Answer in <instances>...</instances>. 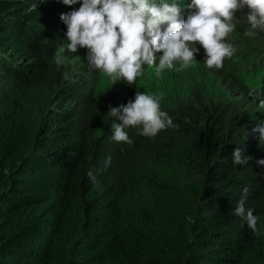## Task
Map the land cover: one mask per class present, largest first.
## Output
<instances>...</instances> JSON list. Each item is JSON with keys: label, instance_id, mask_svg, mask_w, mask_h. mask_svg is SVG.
<instances>
[{"label": "trees", "instance_id": "1", "mask_svg": "<svg viewBox=\"0 0 264 264\" xmlns=\"http://www.w3.org/2000/svg\"><path fill=\"white\" fill-rule=\"evenodd\" d=\"M52 5L28 11L27 2L0 0V80L63 99L54 136L67 139L24 155L14 116L7 106L1 113L2 264H264V166L256 163L264 148L249 151L242 114L192 91L175 107L160 105L178 127L146 137L128 126L133 143L114 141L107 112L132 99L131 88L114 85L95 102V77L70 83L52 65L67 41L60 16L68 7ZM233 23L229 35L254 39L245 20ZM238 55L224 68L244 89ZM237 147L252 157L247 165L233 164ZM245 186L246 207L259 217L255 231L233 214Z\"/></svg>", "mask_w": 264, "mask_h": 264}, {"label": "clouds", "instance_id": "2", "mask_svg": "<svg viewBox=\"0 0 264 264\" xmlns=\"http://www.w3.org/2000/svg\"><path fill=\"white\" fill-rule=\"evenodd\" d=\"M63 2L73 6L71 11L60 16L66 26L64 38L69 41L66 50L76 53L78 47L87 49L89 67L101 70L114 83L123 80L127 85L137 84L145 65L154 67L158 78L177 63L180 70L188 69L196 60L199 49L192 45L197 43L205 51V66L209 69L222 68L226 61L239 54L243 74L260 75L264 71V42L241 44L236 48L225 42L236 28L233 20L237 11L245 7L251 28L264 29V0H190L183 5L191 10L184 18L181 16L182 5L177 0H82L78 9L74 7L76 0ZM246 35L253 33L249 31ZM159 52L162 55L157 64ZM57 63H61L60 57H57ZM241 82L243 84L244 79ZM251 90L250 95L258 100V108L264 111V100L259 99L264 92ZM161 98L162 94H147L137 87L134 100L129 99L118 107L110 106L107 113L112 119V139L131 145L133 141L125 131L128 126L142 125L141 135L146 137H153L167 127H178L168 113L161 110ZM252 131L259 133V144L264 146V122L258 123ZM251 159L243 147L232 152L234 165H247ZM256 163L264 166V158L257 159ZM110 164L109 156L104 167ZM87 175L95 181L93 170ZM248 194L249 188L245 186L233 214L255 231L259 217L254 215V208L246 207Z\"/></svg>", "mask_w": 264, "mask_h": 264}, {"label": "rangeland", "instance_id": "3", "mask_svg": "<svg viewBox=\"0 0 264 264\" xmlns=\"http://www.w3.org/2000/svg\"><path fill=\"white\" fill-rule=\"evenodd\" d=\"M19 1L21 3L27 2L28 6H26V10L28 11L32 10L34 6H42V8L53 7L52 4L54 2V0ZM81 4L82 0H76L74 7L78 9ZM72 8L73 6L68 5L67 10L64 12L71 11ZM243 12H247L246 7L244 10H238L234 19L238 20L242 18L245 20L246 23H244L245 26L243 29L246 32L251 31L253 34H256L254 39L241 41V37H232V35H229L225 42L232 44L235 48L246 43H263L264 29H252L247 18L244 17L245 13ZM68 43L69 41H66L63 47L56 53L52 60V65L65 69V76L71 78H66L70 83L85 81L87 76L90 79L95 77V102L105 97L114 85H116V89L124 86L123 84L127 85L123 80L114 83L111 78L107 77L101 70H93L90 68L86 60L87 49L78 47L76 53H68V50H66ZM192 47L198 48L199 51L196 53V60H194L193 65L188 69L180 70V65L177 63L172 70L166 69L162 73V78H158L155 75L154 67L150 68L145 65L144 74L137 78V84L129 85L131 88L132 100H134L137 87L141 92L147 94L156 96H161L162 94L160 105H168L171 107H175L181 99H185L188 95H191L192 91L200 92L202 95L207 96L211 102L214 101L216 104L222 105L228 104L237 109L242 114L246 126L242 133V137L248 143L249 151L257 152L263 149L264 146L259 144V133L253 132L252 129H254L258 123L264 122V111L258 108V100L250 95V92H252L251 84L243 83L244 90L239 86L238 81L227 75L224 67L219 69L207 68L205 66L206 54L202 45L197 43L196 45H192ZM161 55L162 52L156 54L157 64ZM57 57L61 58V63L59 64L57 63ZM259 99L264 100V95L261 94ZM64 104L65 101H63V99L53 97L52 91H46L39 87L26 88L14 78L8 81L0 80V132L2 131L4 123L1 113L6 108L5 106H7L9 115H13L15 118L13 122H15L14 124L20 133V140H18L17 143L24 155H28L29 152L42 153L46 151V148L48 150L49 148L59 147L64 142H67L64 134L59 135L63 137L60 142H56V137L54 136V131L62 125V117H60L62 114L57 111L60 110ZM67 106L72 108L75 105L71 102L68 103ZM53 123L55 125L51 128V124ZM138 127L142 128V125ZM33 141L34 143H32ZM0 143L5 144V140H0ZM16 163H19V157ZM44 165L45 164H43V166ZM56 173L57 171L55 174ZM57 179V176L52 178L53 181ZM40 192H45V190H41ZM30 239L31 238L25 239L26 246L27 241ZM2 262L3 258L0 256V264H2Z\"/></svg>", "mask_w": 264, "mask_h": 264}]
</instances>
